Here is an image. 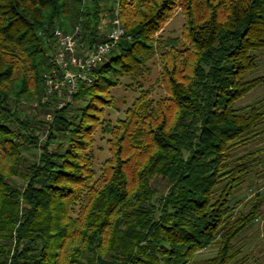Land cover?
Returning <instances> with one entry per match:
<instances>
[{"label":"trees","instance_id":"obj_1","mask_svg":"<svg viewBox=\"0 0 264 264\" xmlns=\"http://www.w3.org/2000/svg\"><path fill=\"white\" fill-rule=\"evenodd\" d=\"M86 2L0 0V264H246L235 242L263 215L264 198L258 192L246 211L231 203L264 163V148L237 155L264 136V99L235 104L264 86V75L247 79L264 53V0H119L124 39L96 82L56 112L38 160L23 167V139L36 149L39 139L5 119L18 122L21 101L44 97L56 29L79 25L89 45L105 40L92 33L97 18ZM177 9L184 44L157 40ZM155 50L165 96L154 100L140 86L124 118L106 128L111 158L98 177L89 150L103 95L121 77L139 84ZM80 101L87 106L76 108ZM60 134L67 147L51 151ZM214 245L216 256L195 260ZM262 260L255 264L264 251Z\"/></svg>","mask_w":264,"mask_h":264},{"label":"rangeland","instance_id":"obj_2","mask_svg":"<svg viewBox=\"0 0 264 264\" xmlns=\"http://www.w3.org/2000/svg\"><path fill=\"white\" fill-rule=\"evenodd\" d=\"M119 0H98V5L95 8L90 0H87L86 5L89 9L85 8L87 13L93 18H97V22L91 25L92 33L97 31L98 35H106L109 33L112 27V22L119 14L118 10ZM89 16V17H90ZM184 16L180 9H177L173 17L164 25L163 29L156 35L157 40L166 41L168 39H180L182 40V30L184 26ZM79 25L75 29H70L71 33L76 31ZM82 29V27H80ZM93 33V34H94ZM88 36L84 33L81 39V45L88 46ZM94 43L93 45H95ZM154 49L156 45L154 44ZM181 48V47H180ZM165 51V50H164ZM156 56H153L149 61H147V72L142 74V79H139V84L130 77H121L120 84L117 87H113L107 94L103 97L105 106L100 107V121L97 123V131L93 136V145L89 150V155L92 158L93 169L96 171L97 176L101 177L104 165L107 160L111 158L109 139L110 135L106 134V128L108 126L116 124L119 119L124 118L125 111L132 105L133 101L140 95L142 91L141 85L144 90L150 89L153 94L152 98L154 100H159L165 96L164 88L161 84V74H162V60L159 51ZM264 75V53L260 54V60L257 65V69L247 76V79H255ZM46 93L40 101L36 102H26L21 101L19 106H16V119L7 118L5 122L7 125L13 129H20L19 122L27 125V131L25 137L30 134L33 139L38 140L39 148L36 149L33 145L25 142L23 139L22 143L23 149L21 150V161L23 167H29L35 163L38 159L36 155H40V149L45 143H48L50 127L54 122L56 112L62 110L58 109L57 103L52 100V98L47 99V86L45 82ZM264 99V86H260L257 89L249 93L245 98L239 100L235 107L237 109H243L249 105L255 104ZM87 103L80 101L76 104V108H84ZM14 109V108H13ZM75 111L72 109L69 113V117L74 115ZM59 138L53 141H49V147L51 151H59L61 148L67 147L66 138L63 135H59ZM48 145V144H47ZM264 148V136H260L250 143L240 148L237 152L238 156L246 155L247 153H254ZM264 157V154H261ZM17 186L24 187L25 182L19 178H13L11 180ZM162 187V186H161ZM160 187V188H161ZM261 193L264 198V163L257 165L255 171L251 174L249 178L245 180V184L241 191L237 193L231 203V207L235 208L238 202H243L244 204L238 208H235V212L246 211L245 204L249 202L257 193ZM236 248L242 250L243 255L248 257L246 264H255L257 260L263 262V251H264V213L259 218L254 225L243 232L240 237L236 240ZM218 247L216 245L211 246L198 253L195 260L203 261L216 256Z\"/></svg>","mask_w":264,"mask_h":264},{"label":"built area","instance_id":"obj_3","mask_svg":"<svg viewBox=\"0 0 264 264\" xmlns=\"http://www.w3.org/2000/svg\"><path fill=\"white\" fill-rule=\"evenodd\" d=\"M125 35L119 14L105 40L95 45H81L83 32L80 27L72 33L56 29L52 45L47 44L49 60L44 73L47 99L52 98L60 110L73 105L81 88L96 82L99 69L108 62ZM40 36H43L42 33Z\"/></svg>","mask_w":264,"mask_h":264}]
</instances>
